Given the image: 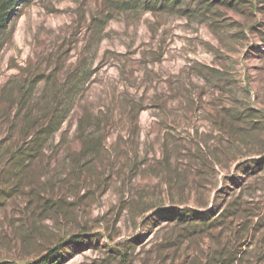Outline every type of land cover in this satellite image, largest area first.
Wrapping results in <instances>:
<instances>
[{"label":"rangeland","instance_id":"1","mask_svg":"<svg viewBox=\"0 0 264 264\" xmlns=\"http://www.w3.org/2000/svg\"><path fill=\"white\" fill-rule=\"evenodd\" d=\"M154 1L0 31V264H264V0Z\"/></svg>","mask_w":264,"mask_h":264},{"label":"trees","instance_id":"2","mask_svg":"<svg viewBox=\"0 0 264 264\" xmlns=\"http://www.w3.org/2000/svg\"><path fill=\"white\" fill-rule=\"evenodd\" d=\"M21 0H0V31L4 30L7 26L10 20L12 19L13 15L15 14L16 10L18 9L19 2ZM185 0H156L149 6V8H165V7H182V2ZM241 0H217L220 4L226 6V7H237L239 5ZM80 88V87H79ZM97 122L94 127H98L97 131L100 129L102 120H99L98 118L95 119ZM84 119H81V125H83ZM58 121L54 122V124L51 126V129H55L58 126ZM243 139H248V134L242 135ZM85 143V149L84 152L87 151H94L97 149L98 145L102 142V136L99 132H95L94 136L87 139H84ZM263 167L262 163H253L251 165H245L243 167L244 173L250 174L249 171H254L256 173L259 169ZM232 205V204H231ZM241 236V235H240ZM239 237V236H238ZM57 253L56 250L51 249L49 254L42 256L38 264H50L52 263V259L54 258L55 254Z\"/></svg>","mask_w":264,"mask_h":264}]
</instances>
